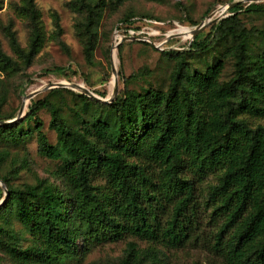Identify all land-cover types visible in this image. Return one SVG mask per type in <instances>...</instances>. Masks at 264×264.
Returning <instances> with one entry per match:
<instances>
[{"label": "trees", "instance_id": "16d2710c", "mask_svg": "<svg viewBox=\"0 0 264 264\" xmlns=\"http://www.w3.org/2000/svg\"><path fill=\"white\" fill-rule=\"evenodd\" d=\"M74 2L86 11L79 35L85 38V55L92 63L107 2ZM242 8L236 5L232 12ZM20 10L31 23V40L28 49L22 48L8 28L21 61L8 55L0 42V70L5 73L28 68L43 39L35 0H23ZM246 10H264V5L252 3ZM235 14L215 24L204 40L196 36L189 49L206 52L217 42L238 39L231 47L236 70L228 81L221 80L223 59L204 71L192 70L185 53L169 50L165 54L175 57L176 69L167 90L132 91L123 73L126 89L110 103L78 93L83 110H89L92 101L107 109L105 115L95 113L90 124H69L61 108L48 99L32 102L23 118L0 124V138L18 143L33 133L24 124L34 120L39 152L62 161L64 180L63 186L43 181L19 187L0 174L9 191L0 206L2 258L10 264H66L78 259V240L88 251L97 243L132 235L151 247L141 249L129 242L119 264H161L156 248L185 246L196 225V181L188 177L190 170L198 179L218 173L207 199L222 219L214 249L227 264H264V125H252L245 117L264 119V53L251 58L250 31ZM125 21L131 26V18ZM6 96L0 84V105ZM44 108L52 114L56 145L40 131L38 112ZM15 116L0 114V123ZM9 155L0 150V167ZM100 178L106 180L103 186ZM166 206L171 210L162 219L161 208Z\"/></svg>", "mask_w": 264, "mask_h": 264}, {"label": "rangeland", "instance_id": "374dc122", "mask_svg": "<svg viewBox=\"0 0 264 264\" xmlns=\"http://www.w3.org/2000/svg\"><path fill=\"white\" fill-rule=\"evenodd\" d=\"M35 2L40 13L42 43L28 68L10 73L0 70V84L7 90L6 101L0 105V114L3 115L15 113L17 117L23 103L26 114L32 102L48 99L61 108V114L69 124H90L95 113L105 115L107 109L92 101L88 103L89 110H83L84 106L78 93L84 92L77 85L84 86L102 98L100 100L90 96L101 103H110L113 97L117 98L126 89L123 73L129 78L127 88L132 91L144 92L150 87L167 90L176 69L175 57L165 54L169 50L185 53L192 70L204 71L223 59L225 66L221 80L228 81L236 70L231 47L238 39L230 38L217 42L206 52H189V49L196 36L201 35L200 40H204L213 31L215 24L235 14L232 12L235 5L243 7L235 15L250 31L247 40L249 55L251 58H257L264 53V10H246L252 3L264 5V0H106L107 6L98 29L99 40L92 63L87 61L85 55V38L79 35V27L86 18V11L80 9L74 0ZM22 5L23 0H0L1 46L8 55L18 61L21 59L13 50L7 33L8 28H11L22 48L28 49L32 27L28 17L20 10ZM126 18L132 19L131 26L125 21ZM205 23L208 24L193 36V31ZM119 42L121 43L117 45ZM119 47H122L121 55ZM115 51L117 92L112 69ZM57 67L63 70H55ZM59 83H64L65 87H57ZM34 93L35 95L28 98ZM245 117L252 125H264V119L250 115ZM38 118L41 121L40 131L46 134L50 144L56 145L58 136L50 126V110H40ZM24 128L33 129V133L18 143L0 138V150L10 152L0 167V174L8 176L13 186L36 185L43 181L63 186L64 180L60 175L62 161L48 158L39 152V130L36 129L34 120L25 122ZM187 173L189 178L196 181V225L192 229L191 239L185 246L162 245L156 248L160 262L227 264L224 257L214 249L217 223H221L222 219L214 214L211 204H207L210 187L218 182V173H208L201 179L190 170ZM3 183L4 186L0 184V201L6 194L7 183ZM105 183L104 178L98 179L100 186ZM161 209V218L166 219L171 208ZM13 222L17 228L22 227L18 221ZM129 242L137 243L141 249L151 247L147 241L132 235H126L117 241L97 243L88 251L84 250L82 241L78 240L80 255L78 259H72L66 264H119L126 255ZM2 256L0 253V264H10Z\"/></svg>", "mask_w": 264, "mask_h": 264}, {"label": "water", "instance_id": "95a60500", "mask_svg": "<svg viewBox=\"0 0 264 264\" xmlns=\"http://www.w3.org/2000/svg\"><path fill=\"white\" fill-rule=\"evenodd\" d=\"M235 6H236V5H235ZM209 22H210V21H209ZM207 24H208V23H205L203 26H201V28H199V29H197V30H194V31H193V36L197 35L198 32H199L202 28H204ZM126 38H130V37H126ZM120 43H121V42H119L117 45H119ZM114 47H116V46L114 45ZM112 69H113V72H114V74H115V86H116L115 89H116V92H117V90H118V78H117V69L115 68V63H114V62L112 63ZM77 86H78V87H79V88H80L85 94H87V95H89V96H91V97H95V98L100 99V100L102 99V98L98 97L97 95H95L91 90L85 88L84 86H81V85H77ZM57 87H65V84H64V83H59V85H58ZM33 95H35V93L29 95L28 98L32 97ZM114 98H115V97H113V98L110 100V102L113 101ZM107 101H109V100H107ZM24 108H25V105H24V103H23V105L21 106V108H20V110H19V113H18V116H17V117H15V118L12 119V120L3 121V122L0 123V124H8V123H12V122H14V121H17L18 119L23 118L24 115H25V113H24ZM0 184L4 186V183H3L2 180H0ZM5 188H6V187H5ZM8 194H9V191H8V189L6 188V194H5V197L3 198V200L0 201V206L5 202V200H6L7 196H8Z\"/></svg>", "mask_w": 264, "mask_h": 264}, {"label": "bare ground", "instance_id": "6f19581e", "mask_svg": "<svg viewBox=\"0 0 264 264\" xmlns=\"http://www.w3.org/2000/svg\"><path fill=\"white\" fill-rule=\"evenodd\" d=\"M115 54H116V51H115V53H114V63H115ZM115 68H116V66H115ZM117 69V68H116ZM25 113V112H24Z\"/></svg>", "mask_w": 264, "mask_h": 264}]
</instances>
